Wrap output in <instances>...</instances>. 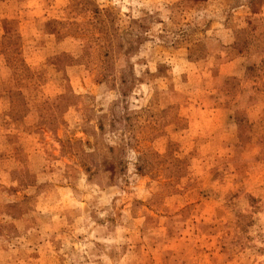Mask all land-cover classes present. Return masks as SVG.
<instances>
[{"label": "rangeland", "instance_id": "obj_1", "mask_svg": "<svg viewBox=\"0 0 264 264\" xmlns=\"http://www.w3.org/2000/svg\"><path fill=\"white\" fill-rule=\"evenodd\" d=\"M0 264H264V0H0Z\"/></svg>", "mask_w": 264, "mask_h": 264}]
</instances>
